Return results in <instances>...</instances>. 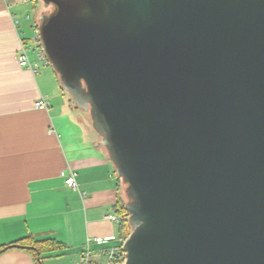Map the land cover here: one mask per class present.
Instances as JSON below:
<instances>
[{
    "label": "water",
    "instance_id": "obj_1",
    "mask_svg": "<svg viewBox=\"0 0 264 264\" xmlns=\"http://www.w3.org/2000/svg\"><path fill=\"white\" fill-rule=\"evenodd\" d=\"M49 64L125 184L123 264H264V0H42Z\"/></svg>",
    "mask_w": 264,
    "mask_h": 264
},
{
    "label": "crops",
    "instance_id": "obj_2",
    "mask_svg": "<svg viewBox=\"0 0 264 264\" xmlns=\"http://www.w3.org/2000/svg\"><path fill=\"white\" fill-rule=\"evenodd\" d=\"M30 6L0 0V246L26 236L55 238L65 247L44 254L43 264H75L90 239L93 261L106 264V250L122 242L109 214L124 184L83 110L62 88L53 93L61 86L55 71L33 73L17 62L20 32L31 41L23 28ZM42 96L48 109L35 107ZM63 171L77 173L80 191L67 185ZM0 264L38 262L31 251L12 247L0 253Z\"/></svg>",
    "mask_w": 264,
    "mask_h": 264
},
{
    "label": "built area",
    "instance_id": "obj_3",
    "mask_svg": "<svg viewBox=\"0 0 264 264\" xmlns=\"http://www.w3.org/2000/svg\"><path fill=\"white\" fill-rule=\"evenodd\" d=\"M23 2H30L33 0H22ZM30 14H27V19H30ZM14 24L16 28L20 27V20L18 18H14ZM32 28L34 30V35L30 37V42L26 39V37L22 36L24 33L20 32V42L21 47L20 51L17 55V62L20 66L23 68H26L30 70L33 73H37L41 66L49 65V61L47 59L46 54L44 53L43 47L40 42L39 37V23L36 22L32 25ZM33 52L36 55V59L32 60L30 58L29 52ZM36 108L41 109H48L50 107V102L47 97L42 96L35 102ZM62 175L65 176V182L67 185L73 189L74 191H80L79 184L77 181V173L75 171H71L70 173H66L65 171L62 172ZM109 218L112 220L119 222V217L115 213L109 214ZM126 239V238H125ZM125 239L122 240V242L118 245L112 246L111 248L106 250L107 256H108V262L106 264H113L114 262H117V264H123L126 260V253L123 250V243ZM105 238H96V241L101 243L104 242ZM89 241L86 249L81 253V256L79 259L76 260L75 264H97L92 259V253L89 247Z\"/></svg>",
    "mask_w": 264,
    "mask_h": 264
},
{
    "label": "trees",
    "instance_id": "obj_4",
    "mask_svg": "<svg viewBox=\"0 0 264 264\" xmlns=\"http://www.w3.org/2000/svg\"><path fill=\"white\" fill-rule=\"evenodd\" d=\"M33 1L37 3V1L39 0H33ZM55 73L59 78V74L56 71ZM61 88L64 90L62 86ZM119 179L123 182V180L120 177ZM126 204H127V200L125 199V184H124V191H122V194L118 196L117 202L114 205V213L119 217L118 238L121 240L127 238L132 230ZM12 247H18L31 251L35 255L38 264H43V259L45 257L44 254L57 252L61 250L63 247H65V244L63 242L56 240L55 238L37 240L33 236H26L24 238L16 240L12 244L0 246V253ZM113 264H117V262H114Z\"/></svg>",
    "mask_w": 264,
    "mask_h": 264
},
{
    "label": "rangeland",
    "instance_id": "obj_5",
    "mask_svg": "<svg viewBox=\"0 0 264 264\" xmlns=\"http://www.w3.org/2000/svg\"><path fill=\"white\" fill-rule=\"evenodd\" d=\"M28 3L31 4V6L29 7V12H28L30 14V16H31V19L28 20V22L23 25V28L26 29L27 34L30 35V37H32L35 32H34L33 28L31 27V25H33L35 22L39 23V19H40L42 13L50 12L53 9V6L50 5L49 7H46L44 5V3L42 2V0L37 1V3L34 2V1H30ZM30 55L34 59L36 58V55L33 52H30ZM41 67L43 68V70H47L48 69V70H51L52 72H54V69H53L52 65H50V64L48 66H46V67H43V66H41ZM54 74L58 78V76H57V74L55 72H54ZM58 83H56L55 84L56 87H54V92L53 93L56 94L55 96L59 95V93L62 91L61 90V86ZM63 94H66V96L71 101V103H72V105L74 107L75 106L78 107L76 105L74 99L71 97V95L67 91L64 90ZM52 100H54V98H52L51 101ZM79 109H81V108H79ZM82 113L85 116V118L88 120V122H90V124L92 125L89 112L83 111ZM125 199L128 200L126 195H125Z\"/></svg>",
    "mask_w": 264,
    "mask_h": 264
}]
</instances>
